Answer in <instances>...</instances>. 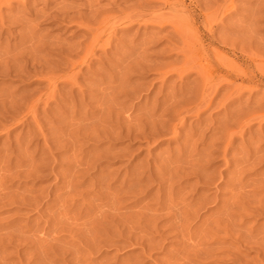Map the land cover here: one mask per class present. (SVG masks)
<instances>
[{"label":"rangeland","instance_id":"obj_1","mask_svg":"<svg viewBox=\"0 0 264 264\" xmlns=\"http://www.w3.org/2000/svg\"><path fill=\"white\" fill-rule=\"evenodd\" d=\"M262 1L232 0L215 22L206 58L248 75L201 109L199 57L158 24L162 0H0V67L35 66L0 74V264H264ZM214 2L184 0L191 16Z\"/></svg>","mask_w":264,"mask_h":264},{"label":"bare ground","instance_id":"obj_2","mask_svg":"<svg viewBox=\"0 0 264 264\" xmlns=\"http://www.w3.org/2000/svg\"><path fill=\"white\" fill-rule=\"evenodd\" d=\"M2 1V0H1ZM7 0H5V2H6ZM9 1V0H8ZM14 1V0H13ZM163 2H164V5L166 6V10H168V11H166L167 12V14L165 15V16H162V14H161V17H158L159 15H157V16H154L153 18H154V20H155V18L156 17H158V20H159V22H158V24L159 25H163L164 26V28H165V26L166 25H168V26H172L171 28H173V33H176V35L178 36L179 35V37H181L182 38V40H183V47H182V51L180 50V52H183L182 54H184V56L183 57H185L186 58V62H188L189 64L190 63H192V61H195V59L196 58H198L199 57V61H197L198 59H196V63H197V66H196V68L199 70V74H198V70L197 69H195L196 71H197V74L198 75H200L201 77H203V78H201V79H203V83H202V86H199V87H202V89H199V97H198V99H197V102H198V104H199V106L200 107H202L201 109H207L208 107H210L211 105H213L214 103H215V99H216V97L219 95V92L221 91V89L223 88V86H225L226 85V87H227V85H232V84H234V83H237V82H240V84H241V86H243L242 84L244 83V81H246L244 78L248 75V73L247 72H245V71H243V72H239V71H241V70H238V69H236V70H238L237 72L235 71V70H233V71H235V73L233 72H231V71H224L220 66H218V65H220V64H218L217 66L216 65H214L213 63H211L210 62V60L208 59L209 57H211V53H216V49H217V44L215 43V41L217 40H215L214 41V38H213V34L212 33H214L213 31H214V24H215V22L217 21V20H219V17L222 15V16H224V13H226V12H228L229 11V9H228V7L230 6V5H232V0H216V2H214L215 3V5H216V8L213 10V12L212 13H208V14H198V15H196V14H194V15H192L191 16V11L190 10H188L187 9V7L185 6V4H184V0H182V1H179V0H162ZM202 1V0H201ZM205 1V0H204ZM210 1V0H209ZM18 2V1H17ZM198 2V1H197ZM262 2H264V1H262ZM201 3V2H200ZM204 3V2H203ZM208 3V2H207ZM261 3V2H260ZM3 4V3H2ZM211 4V3H210ZM61 5V4H60ZM190 5V4H189ZM204 5V4H203ZM63 6V5H62ZM194 6V5H193ZM214 6V5H213ZM207 7H208V4H207ZM215 7V6H214ZM72 8V7H71ZM90 8V7H89ZM192 8H194V7H192ZM92 9V8H91ZM212 9H213V7H212ZM51 10V9H50ZM195 10V9H194ZM199 10V9H198ZM93 11V10H92ZM196 11V10H195ZM205 11H207V10H205ZM51 12V11H50ZM61 12V11H60ZM192 12H193V10H192ZM65 13H66V11H65ZM64 13V14H65ZM199 13V12H198ZM206 13V12H205ZM81 14V13H80ZM44 15V14H43ZM114 15H116V14H114ZM67 16V15H66ZM110 16V15H109ZM221 16V17H222ZM36 17V16H35ZM41 17V16H40ZM43 17V16H42ZM45 17V16H44ZM56 17V16H55ZM79 17V16H78ZM106 17H108V16H106ZM105 17V18H106ZM140 17V16H139ZM220 17V18H221ZM104 18V19H105ZM111 18V17H110ZM109 18V19H110ZM51 19V18H50ZM95 19V18H94ZM107 19V18H106ZM157 19V18H156ZM201 19V22L203 23V27L205 26V28H208V33H209V36H204V35H201V32H199V30L196 28V24H197V22H198V20H200ZM61 20H63V19H61ZM66 20V19H65ZM134 20V19H133ZM132 20V21H133ZM41 21V20H40ZM71 21H73V20H71ZM105 21V20H104ZM107 21H108V19H107ZM106 21V22H107ZM136 22H137V20H135ZM139 22L141 21V19L140 20H138ZM149 21H152V20H149ZM223 21V20H222ZM78 22V21H77ZM103 22V21H102ZM153 22H155V21H153ZM25 23V22H24ZM129 23H131V22H129ZM76 24V23H75ZM78 25V24H77ZM107 25V24H106ZM27 25H25V27H26ZM103 26H104V24H103ZM105 27V26H104ZM163 28V27H162ZM33 29V28H32ZM204 29V28H203ZM206 30H204V31H206ZM26 32V31H25ZM29 32V31H28ZM32 32V31H31ZM36 32V31H35ZM99 33H101V32H99ZM99 33H96V34H99ZM29 34V33H28ZM206 35V34H205ZM29 36V35H28ZM30 36H31V34H30ZM29 36V37H30ZM33 36V35H32ZM26 38V37H25ZM43 38V37H42ZM216 38V37H215ZM246 38V37H245ZM248 38V37H247ZM251 37H249V39H250ZM27 39V38H26ZM30 39V38H29ZM28 39V40H29ZM37 39V38H36ZM24 40V39H23ZM242 40V39H241ZM251 40V39H250ZM254 40V39H253ZM26 41V40H25ZM102 41V37H100L99 35H94L93 36V39L91 40V47L88 49L87 47H86V45H85V47H86V50H87V52H84V53H86V54H82V56L79 54L81 51H79V55H80V57H83V55H84V57H90L92 54H93V52H94V46L95 45H98L99 43H102L101 42ZM218 41V40H217ZM242 41H244V40H242ZM246 41V40H245ZM33 42V41H32ZM39 42H42V41H39ZM48 42V41H47ZM31 43V42H30ZM34 43H35V41H34ZM220 43V42H219ZM223 43V42H222ZM225 43V42H224ZM234 43V42H233ZM108 44V43H107ZM89 45V44H88ZM87 45V46H88ZM216 45V46H215ZM226 45V44H225ZM262 45H264V44H262ZM32 46V45H31ZM30 46V47H31ZM43 46V45H42ZM77 46V45H76ZM11 47V46H10ZM29 47V48H30ZM37 47V46H36ZM79 47H81V46H79ZM78 47V48H79ZM226 47V46H225ZM33 48H35L34 47V45L32 46V49ZM39 48H42V47H40L39 46ZM227 48V47H226ZM1 49V48H0ZM72 49V48H71ZM80 49H83V48H80ZM222 49V48H221ZM7 50V49H6ZM34 50V49H33ZM41 50V49H40ZM45 50V49H44ZM64 50V49H63ZM62 50V51H63ZM78 49L76 48L75 50H70V52H73L74 53V51H77ZM85 50V49H84ZM230 50V49H229ZM1 51V50H0ZM223 51V50H222ZM231 51H233V49L231 50ZM235 51V50H234ZM4 52H5V50H4ZM28 52V51H27ZM26 52V53H27ZM32 52H34V51H32ZM69 52V53H70ZM3 53V52H2ZM13 53V52H12ZM25 52H20L19 54H18V52H17V54L19 55V59L20 60H24V59H26L27 58V54H26ZM35 53V52H34ZM34 53H32V54H34ZM231 53V52H230ZM5 54V53H4ZM7 54H8V52H7ZM6 54V55H7ZM11 54V53H10ZM13 54H15V52L13 53ZM31 54V55H32ZM37 54V53H36ZM35 54V55H36ZM70 54H72V53H70ZM217 54V56H218V54L219 53H216ZM232 54V53H231ZM240 54H242V52L240 53ZM239 54V55H240ZM17 55V56H18ZM27 55V56H26ZM31 55H30V57H31ZM39 55V54H38ZM222 55V54H221ZM221 55H219L220 57H221ZM234 55V54H233ZM232 55V56H233ZM235 55H236V53H235ZM254 55V54H253ZM252 55V56H253ZM10 57H11V55H9ZM14 56V55H13ZM12 56V57H13ZM15 56H16V54H15ZM34 56V55H33ZM75 56H78V55H75ZM216 56V57H217ZM228 56V55H227ZM246 56V55H245ZM255 56V55H254ZM253 56V57H254ZM1 57V56H0ZM11 57V58H12ZM40 57V56H39ZM191 57H192V59L193 58H195L194 60H192L191 61ZM205 57V58H204ZM206 57H208V58H206ZM215 57V56H214ZM215 57V58H216ZM224 57V56H223ZM250 57H251V55H250ZM258 57V56H257ZM261 57V56H260ZM259 57V58H260ZM32 58V57H31ZM34 58H35V56L33 57V59H31L32 60V62L34 61ZM38 58V57H37ZM37 58H36V60H37ZM242 58V57H241ZM41 59V58H40ZM224 59V58H223ZM226 59H228L227 57L225 58V60ZM1 60V59H0ZM10 60V59H9ZM12 60V59H11ZM216 60V59H215ZM225 60H224V62H225ZM19 60L18 59H13V62H15V65H14V63L13 62H10V66L13 64V66H9L8 67V65L7 66H2L1 65V67H0V74H4V75H10V74H12L13 75V73L15 74L14 76H17V74L18 75H21L22 74V72H25V71H27V69H28V66H32V68L31 69H35V66L34 65H32L30 62V60H24V64H19V62H18ZM38 61V60H37ZM42 61V60H41ZM40 61V62H41ZM191 61V62H190ZM218 61H220V59L218 60ZM218 61H216V62H218ZM26 62V63H25ZM39 62V61H38ZM82 62V61H81ZM223 62V63H224ZM12 63V64H11ZM37 63V62H36ZM35 63V64H36ZM194 63V62H193ZM7 64H8V62H7ZM39 64V66L42 64V63H38ZM182 64H184V63H182ZM233 64V63H232ZM256 65V64H258L259 65V63H257V61H256V63H253L252 65ZM45 65V64H44ZM196 65V64H195ZM194 65V66H195ZM222 65V64H221ZM224 65V64H223ZM258 65H256V67L258 66ZM39 66H38V68H39ZM43 66V65H42ZM187 66V65H186ZM45 67V66H44ZM44 67H43V69H44ZM188 67H189V65H188ZM225 67H227V66H225ZM251 67V66H250ZM46 68V67H45ZM146 68V67H145ZM238 68V67H237ZM253 68V67H252ZM251 68V69H252ZM259 68V66L257 67V69ZM261 68H262V66H261ZM261 68H260V70H261ZM188 69H190V68H188ZM227 69V68H226ZM242 69H243V67H242ZM245 69V68H244ZM243 69V70H244ZM246 69H247V67H246ZM245 69V70H246ZM254 69H255V67H254ZM256 69V70H257ZM38 70V69H37ZM36 70V71H37ZM171 70H173V69H171ZM176 70V69H175ZM193 70H194V68H193ZM248 71L250 70V68L249 69H247ZM203 71V72H202ZM262 71V72H261ZM260 72L261 73H264V69H262ZM38 72V74L39 75H41V73H39V71H37ZM202 72V73H201ZM239 72V73H238ZM250 72H252V70L250 71ZM254 72V71H253ZM258 72V71H257ZM256 72V73H257ZM21 73V74H20ZM259 73V72H258ZM32 74L33 75H35L33 72H32ZM37 74V73H36ZM37 74V75H38ZM42 74H44V72H42ZM46 74H48L47 72H46ZM50 74V73H49ZM202 74H204L203 76H202ZM251 75H252V73H251ZM262 75V74H261ZM260 75V78H259V76L258 75H252L251 77H249L248 76V78H246L247 79V82L249 81V80H251L252 78H259V81L261 82V80H264V77H262ZM11 76V75H10ZM47 76V75H46ZM49 76V75H48ZM44 77V76H43ZM40 78H41V76H40ZM198 78H199V76H198ZM47 79V78H46ZM46 79L44 78V80L46 81ZM249 79V80H248ZM254 80V79H253ZM218 81V82H217ZM258 81V80H257ZM250 82V81H249ZM255 82V81H254ZM259 82V83H260ZM221 83H224V84H221ZM226 83V84H225ZM255 83H257V82H255ZM51 84V83H50ZM254 84V83H253ZM52 85V84H51ZM107 87V86H106ZM198 87V88H199ZM229 87V86H228ZM105 89V88H104ZM211 90V91H210ZM201 91V92H200ZM106 92H108L107 90H106ZM188 93H190V92H188ZM52 94V93H51ZM194 94V93H193ZM110 95V94H109ZM186 95V94H185ZM190 95H191V93H190ZM198 96V95H197ZM8 97V96H7ZM10 97V96H9ZM12 97V96H11ZM186 97V96H185ZM6 98V97H5ZM106 98H109V97H106ZM112 98V97H111ZM196 98V97H195ZM195 98H193V99H195ZM9 99H11V98H9ZM36 99H38V98H36ZM176 99V98H175ZM109 100V99H108ZM177 100V99H176ZM7 101V100H6ZM13 101V100H12ZM37 101V100H36ZM35 101V102H36ZM112 101V100H111ZM190 101V100H189ZM192 101H194V100H192ZM1 102V101H0ZM9 102V101H8ZM112 102H114V100L112 101ZM180 102V101H179ZM184 102V101H183ZM186 102H188V100H186ZM2 103V102H1ZM1 103H0V105H1ZM10 103H12V102H10ZM175 103V102H174ZM14 104V103H13ZM12 104V105H13ZM15 104H18V106L20 105V103H16L15 102ZM177 104V103H176ZM179 104H181V103H179ZM11 105V104H10ZM113 105V104H112ZM182 105V104H181ZM189 104L187 103V106H188ZM9 106V105H8ZM21 106H22V104H21ZM172 106V105H171ZM6 107V106H5ZM13 107H16L17 108V105H15V106H13ZM183 107V106H182ZM16 108H15V110H16ZM172 108V107H171ZM186 108V107H185ZM2 109H3V107H2ZM5 109V108H4ZM7 109H10L9 107L7 108ZM11 109H12V107H11ZM10 109V110H11ZM154 109V108H153ZM167 109V108H166ZM178 110H180L179 108H178ZM184 110V109H183ZM114 111V110H113ZM153 111V110H152ZM151 111V112H152ZM165 111V110H164ZM1 112V111H0ZM168 112V111H167ZM5 114H6V111L4 112ZM150 113V112H149ZM155 113V112H154ZM170 113H171V111H170ZM174 111L172 112V115L174 116ZM1 114V113H0ZM162 114H164V113H162ZM108 115V114H107ZM149 115V114H148ZM177 115V114H176ZM153 116V115H152ZM147 117V116H146ZM149 117H150V115H149ZM149 117L147 118V119H149ZM162 117H164V116H162ZM154 118H155V116H154ZM159 118V117H158ZM151 119V118H150ZM153 119V118H152ZM156 119H157V117H156ZM155 120V119H154ZM123 121V120H122ZM125 121H128V120H125ZM156 121V120H155ZM119 122V121H118ZM130 122V121H129ZM128 122V123H129ZM139 122V121H138ZM137 122V123H138ZM121 123V122H120ZM119 123V124H120ZM127 123V124H128ZM140 124V123H139ZM142 124H143V122H142ZM150 124V123H149ZM130 125V124H129ZM131 125H134V124H131ZM130 125V126H131ZM136 125V124H135ZM116 126V125H115ZM141 126V125H140ZM119 127V126H118ZM132 127V126H131ZM137 128H138V126H136ZM143 127V126H142ZM154 127V126H153ZM123 128V127H122ZM135 128V127H134ZM117 129V128H116ZM123 129H125L123 132H126L125 134H128V135H133L132 133V131H131V133L130 132H128V131H126V128H123ZM140 129V128H139ZM143 129V128H142ZM154 129V128H153ZM112 130V129H111ZM128 130V129H127ZM135 130V129H134ZM151 130H152V128H151ZM155 130V129H154ZM158 130V129H157ZM109 131V130H108ZM138 132V130H136V133L135 134H139V132ZM140 132H142L141 130H140ZM151 132V131H150ZM109 133V132H108ZM152 133V132H151ZM110 134V133H109ZM147 134V133H146ZM153 134V133H152ZM152 134H151V136H152ZM68 135H71V134H68ZM128 135H126V136H128ZM149 135H150V133H149ZM135 136H137V135H135ZM137 137H139V136H137ZM72 138V137H71ZM136 138V137H135ZM58 139V138H57ZM56 139V140H57ZM63 139H65V138H63ZM68 139V138H67ZM55 140V139H54ZM54 140H52V141H54ZM74 140V139H73ZM51 141V142H52ZM59 141H60V139H59ZM58 141V142H59ZM49 142V141H48ZM75 142V141H74ZM54 143V142H53ZM56 143V142H55ZM69 143H70V140H69ZM72 143V142H71ZM46 146V145H45ZM51 146H52V144H51ZM71 146H73L72 144H71ZM44 147V146H43ZM45 148V147H44ZM70 148V147H69ZM71 148H73V147H71ZM82 160V159H81ZM78 162V161H77ZM82 164V163H81ZM73 165H75V163L73 164ZM77 166H78V164H76ZM79 167V166H78ZM77 168V167H76ZM74 170V169H73ZM15 199V198H14ZM27 202V201H26ZM25 203V202H24ZM30 203V202H29ZM238 203V202H237ZM43 205V204H42ZM236 205V203L235 204H233V207ZM262 205V204H261ZM238 206V205H237ZM236 207V206H235ZM185 208V207H184ZM178 209V208H177ZM182 209V208H181ZM187 209V208H186ZM229 209V208H228ZM168 210H170V209H168ZM176 210V209H175ZM259 210H261V209H259ZM172 211H174V210H172ZM171 211V214H173V212ZM176 211H179V209L178 210H176ZM176 211H174V213L176 212ZM158 212H159V210H158ZM157 212V213H158ZM168 211H166V213H167ZM170 212V211H169ZM169 212H168V214H169ZM262 212V211H261ZM180 213V212H179ZM176 214V213H175ZM180 215V217H181V214H179ZM188 215V214H187ZM176 216H178V215H176ZM175 216V217H176ZM169 217H170V215H169ZM168 217V218H169ZM177 218H179V216L177 217ZM182 218H184L183 217V213H182ZM229 218H231V217H229ZM105 219V218H104ZM113 219V217L111 218V220ZM224 220L226 219V220H228L227 219V215H226V218H223ZM223 219H222V221H223ZM180 220V219H179ZM184 220H185V218H184ZM183 220V221H184ZM104 221V220H103ZM169 221V220H168ZM176 221V222H175ZM230 221H232V219H230ZM100 222H102V220L100 221ZM171 222V221H170ZM169 222V223H170ZM173 222H175V223H177V225H179L180 227L182 226L181 225V222L182 221H179L180 222V224H178L179 222H177V220L175 219H173ZM172 222V223H173ZM227 222H229V221H227ZM112 224H114V221L113 222H111ZM171 224V223H170ZM219 224V223H218ZM228 224V223H227ZM230 225H231V223H229ZM176 225V224H175ZM175 225H174V227H175ZM213 225V228H215L216 227V225H214V223L212 224ZM223 225V224H222ZM221 225V226H222ZM233 225V224H232ZM105 226V225H104ZM154 226H155V224H154ZM215 226V227H214ZM229 226V225H228ZM172 228H173V226H171ZM177 227V226H176ZM175 227V228H176ZM222 227H224V225L222 226ZM104 228V227H103ZM154 228V227H153ZM177 228H179V227H177ZM218 227H216L215 229H217ZM229 228H231V227H229ZM227 226H226V228L224 227L223 228V231H225L226 232V235H229V234H231V232H233L234 233V235H237V234H235V231H231V230H234V229H229ZM162 229H164V227H162ZM110 229L109 228H104V231H109ZM169 230V229H168ZM176 230V229H175ZM180 231V228L179 229H177V231ZM182 231V230H181ZM180 231V232H181ZM231 231V232H230ZM174 232V231H173ZM131 233V232H130ZM215 233V232H214ZM219 233V232H218ZM217 233V231H216V233H215V235L216 234H218ZM224 233V232H223ZM236 233H238V232H236ZM240 233V232H239ZM241 234V233H240ZM180 235H181V233H180ZM219 235H221V233H219ZM218 235V236H219ZM224 235V237L226 238V236H225V234H222V236ZM183 236V235H182ZM238 236H241V235H238ZM250 236V235H249ZM230 237V236H229ZM237 237V236H236ZM236 237H234L235 238V240H238L239 238H237L236 239ZM181 238V237H180ZM186 238V237H185ZM233 238V237H232ZM233 238V239H234ZM249 238V237H248ZM252 238V237H251ZM181 239H183V238H181ZM233 239H231V240H233ZM262 239V238H261ZM235 240H233V241H235ZM242 240V239H241ZM252 240H253V238H252ZM239 241H240V239H239ZM243 241V240H242ZM246 242V241H245ZM262 242H264V241H262ZM180 243H182V242H180ZM258 243V242H257ZM260 243V242H259ZM258 243V244H259ZM188 244V243H187ZM258 244H256L257 245V247H259L258 246ZM189 245V244H188ZM221 245V244H220ZM242 245V244H241ZM260 245H262V244H260ZM183 247V246H182ZM185 247H187V245L185 246ZM190 247V246H189ZM261 247V246H260ZM259 247V248H260ZM262 247H264V246H262ZM188 248V247H187ZM186 248V249H187ZM258 249V248H257ZM261 249V248H260ZM185 250V249H184ZM190 250V249H189ZM262 250V249H261ZM188 251V250H187ZM258 251H260V250H258ZM262 252H264V251H262ZM196 254V253H195ZM189 255V254H188ZM191 255V254H190ZM189 255V256H190ZM193 255V254H192ZM184 256L186 257V255L184 254ZM195 256V255H194ZM197 256V255H196ZM185 257H184V259H185ZM181 259H182V257H181ZM184 259H182L183 261H186V260H184ZM186 259H188V258H186ZM262 260V259H261ZM187 263V262H186Z\"/></svg>","mask_w":264,"mask_h":264}]
</instances>
